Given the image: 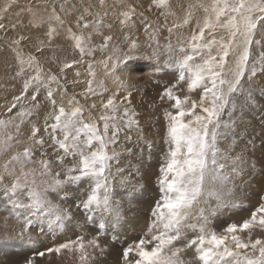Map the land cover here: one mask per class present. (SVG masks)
Returning <instances> with one entry per match:
<instances>
[{"label":"snow or ice","instance_id":"obj_1","mask_svg":"<svg viewBox=\"0 0 264 264\" xmlns=\"http://www.w3.org/2000/svg\"><path fill=\"white\" fill-rule=\"evenodd\" d=\"M16 3L5 0L0 7V45L12 54V78L21 81L19 91L14 89L11 99L6 97L0 104V156H8L0 166V205L17 221L16 226L8 227L6 222L0 229V252L15 242L35 245L36 228L39 235L62 230L73 213L49 193H63L60 198L66 199L69 186L82 184L85 188L76 208L89 223L100 214L97 235H80L46 251L77 252L83 264H90L97 250L101 254L107 250L100 242L108 227L104 216L114 217L113 229L121 219L113 192L117 178L121 186L142 187L134 180L141 175L139 167L124 175L126 169L119 166L121 134L130 140L128 133L135 132L149 154L152 149L132 103L139 86L121 74L134 63L149 60L153 62L150 79L175 74V82L165 84L159 94V100L169 104L163 110L167 151L159 166L158 199L148 228L123 248L120 264H185L186 249L194 251L195 264H264V236L253 235L264 233V195L248 218L229 223L220 232L209 227L210 216L239 207L232 199L237 180L250 185L255 174L264 177V169L258 170L253 158L258 146L264 150V0H198L170 27L168 17L176 16L171 0H149L146 11L155 9L165 18L169 36L164 45L158 39L160 26L138 11L143 7L139 0H80L70 7L66 6L69 0H51L44 4L46 17L29 5L22 9L29 14L27 25L22 20L6 24V14ZM196 11L202 15L197 17ZM138 21L147 38L143 44L136 35ZM29 27L36 30L34 34L22 30ZM184 27L189 34L174 44V30ZM9 32L16 34L9 36ZM61 35L75 53L71 58L54 43ZM97 51L104 56L88 63L86 87L69 93L68 84L81 81H68V70L79 78L75 66ZM46 63L58 70L45 67ZM96 63L115 86L111 91L103 81L97 83ZM109 91L97 114L95 101L81 102V97L87 102ZM42 109V122L33 123ZM252 120L259 121L261 131L242 139L241 126L255 133ZM24 125H28L26 133ZM25 134L24 147L12 152L13 144ZM238 138L244 146L236 151ZM225 140L230 142L221 147ZM125 151L131 154V149ZM6 176L11 177L8 182ZM213 200L215 207H211ZM202 202L209 205L208 215L199 207ZM112 238L118 239L115 234ZM178 242L182 243L178 246ZM36 255L43 257L45 252ZM24 264H35V258L25 259Z\"/></svg>","mask_w":264,"mask_h":264},{"label":"rangeland","instance_id":"obj_2","mask_svg":"<svg viewBox=\"0 0 264 264\" xmlns=\"http://www.w3.org/2000/svg\"><path fill=\"white\" fill-rule=\"evenodd\" d=\"M46 2H51V0H17L16 5L6 14L5 23H13L17 20H22L21 17L27 14L26 9L29 5L32 6L33 11L38 14V16H47V13L44 10V4ZM143 7L139 8V12H143L144 16L147 17L149 21H152L153 24H158L161 31L158 36L159 42L161 45L167 43V37L169 33L167 27H164L165 18L159 16L157 10L153 9L151 12L146 11L149 5V0H139ZM206 2V0H205ZM79 5L80 0H69V3L66 5L70 7L71 4ZM198 3V0H171L172 9L176 12V16L168 17L167 25L170 27L175 20L179 22V18L184 15V10L188 8L189 5H194ZM5 4V0H0V7ZM19 13V16H17ZM195 15L197 17L202 15V11H196ZM71 19V18H69ZM25 22L26 20H22ZM28 23V22H27ZM27 25V24H26ZM115 27V25H114ZM21 30V29H18ZM44 29L41 28V32ZM33 31H36L33 29ZM15 32H9V36H14ZM189 34V28L184 27L181 29L174 30L171 39L175 44L178 37L181 35L187 36ZM0 35H3L0 33ZM136 35L139 37L140 42L143 44L146 42L147 38L143 33L142 24L138 21ZM97 43L100 41L97 40ZM55 44L61 45L66 52L64 55H67L71 58L75 53L69 47V41L65 40L63 35L57 38L54 41ZM11 54L3 45H0V65L3 67L0 68V104L4 103L5 98L11 99V96L15 92H18L21 87V81L19 79H13L14 68H9L10 65L7 63L9 60L8 55ZM104 54L97 51L94 53L93 57H85V62L81 65L75 66V70L80 72V77H75L74 70H68L67 79L72 81L73 79H79L81 83L73 86L71 83L68 84L69 93L75 91L80 93L86 87L84 81L88 77V63L90 61L98 62L103 58ZM44 59V58H42ZM166 59V53L161 55V63ZM10 62V61H9ZM152 61L141 60L134 63L126 72H124L123 78H130V80L139 86V90L134 92L132 97L133 106H135L137 112H139V120L143 128V135L147 140L152 142L151 154L145 145L144 140L137 138V133L130 132L128 135L131 136L130 140H125L124 134H121L120 142L117 146V151L121 152L120 165L123 166L126 171L124 175L128 174V171L133 167H139L141 175L136 177L134 180L138 185L142 187H133V185H124L121 186L119 179L114 184V200L120 203L121 207V219L117 224L116 228L111 227L112 223H115L113 216L105 214L104 219L108 227L105 230V234L100 236V242L102 245H105L107 250L101 254L97 250L94 254V257L90 260V264H120V257L124 247H127L133 241L138 240L146 232L148 225L151 220V210L158 199V187L156 179L159 173V166L162 161L164 153L167 151V146L164 142L166 123L163 117V110L169 107L167 102H161L159 100V94L162 92L165 84H171L175 82L174 73H163L159 77L150 79L148 73L152 71ZM45 67H51L53 71H57L55 65L46 63ZM96 72V81H103L104 85L111 91L114 89V85L111 80L104 75V70L101 65L96 63L95 68ZM157 80L160 81L157 83ZM99 90V89H98ZM105 92L103 96L91 97L87 102L81 97L82 103H91L95 101L97 103V110H94V114H97L100 101L106 99L110 94ZM193 97L197 93L192 94ZM15 111V110H14ZM44 110L42 109L40 115L34 116L32 118L33 123L42 122ZM3 115V109H0V116ZM227 119V116H225ZM252 126L255 128V133L251 129L245 131L244 127L241 126L238 131L243 134L242 139H247L249 136L255 135L261 131L260 123L258 120H252ZM28 125H24L23 130L27 132ZM242 139L238 138L236 151H239L243 147ZM20 143H14L12 147V152L18 149H22L24 144L27 142V135L25 134L20 138ZM230 141H222L221 147H226ZM257 144L259 145V137H257ZM125 149H131V154H129ZM39 158V155L37 154ZM8 158L7 155L0 156V166ZM257 164V169H264V150H261L259 146L253 157ZM34 166V165H30ZM59 170L58 166H56ZM2 170V168H0ZM115 172V168H113ZM11 177H5V182H8ZM237 188L232 199L239 204V207L231 209H223L218 212L215 216H210L209 227L220 232L223 230L227 224L232 222H241L243 219H246L250 216L251 211L255 206L258 205L260 197L264 195V177L260 176L258 173L251 178L249 184H241L239 180L236 181ZM85 185H80L78 187L69 186L66 191L68 196L66 199H61L56 193H49L51 199L54 202L60 203L64 207L71 209L73 217L70 221L65 222V227L55 230L54 234L49 233L47 235H39V228L34 230V235H37L39 239L35 245L15 242L11 248L5 249L4 252H0V264H24V260L27 258L34 257L35 264H83L79 259V254L77 252L62 251L59 254L56 253H47L46 249L54 247L60 243H64L69 240H75L77 236L85 235L87 238L97 235L98 224L100 221V214H96L95 221L89 223L85 217L84 212L81 209L76 208V201L82 196L83 189ZM211 207H215V201H211ZM199 207L205 209V215H208L209 205L201 203ZM22 211V210H19ZM197 210L193 209V215H197ZM7 222L8 227L16 226L15 215L7 210L4 206L0 205V229L5 227ZM195 222V221H193ZM45 232H47V226L44 225ZM116 235L118 239L113 240V235ZM191 232L188 233V238H191ZM264 236V233L256 232L253 234ZM182 242H178V246ZM43 251L45 255L43 257L36 255L37 252ZM194 251L192 249H186L182 253V257L185 261V264H195L193 259Z\"/></svg>","mask_w":264,"mask_h":264},{"label":"bare ground","instance_id":"obj_3","mask_svg":"<svg viewBox=\"0 0 264 264\" xmlns=\"http://www.w3.org/2000/svg\"><path fill=\"white\" fill-rule=\"evenodd\" d=\"M38 15V14H37ZM21 19L22 20H26L25 22H24V24L26 25L27 24V22H28V19H29V14L27 13V14H25V15H23L22 17H21ZM23 31H25V32H28V31H31L33 34L35 33V31H33V29H30V27L29 28H25V29H22ZM41 30V29H40ZM66 52V50H64V52H63V54ZM6 55H8L7 56V58L9 59V60H7L8 62V64L10 65V67L9 68H14V65H13V60H12V54H6ZM10 61V62H9ZM0 68L2 69L3 67L0 65ZM122 75V77H124V74L122 73L121 74ZM108 79V78H107ZM108 81H110V79H108Z\"/></svg>","mask_w":264,"mask_h":264}]
</instances>
